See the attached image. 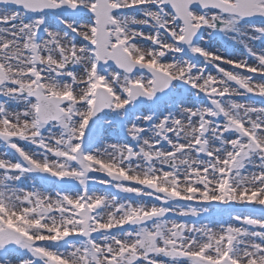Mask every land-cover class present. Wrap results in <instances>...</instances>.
<instances>
[{
    "label": "snow or ice",
    "instance_id": "1",
    "mask_svg": "<svg viewBox=\"0 0 264 264\" xmlns=\"http://www.w3.org/2000/svg\"><path fill=\"white\" fill-rule=\"evenodd\" d=\"M0 264H264V0H0Z\"/></svg>",
    "mask_w": 264,
    "mask_h": 264
}]
</instances>
